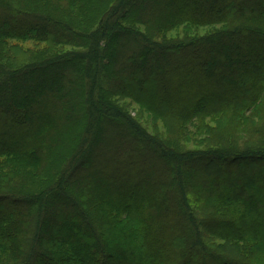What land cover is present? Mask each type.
<instances>
[{"label":"trees","instance_id":"trees-1","mask_svg":"<svg viewBox=\"0 0 264 264\" xmlns=\"http://www.w3.org/2000/svg\"><path fill=\"white\" fill-rule=\"evenodd\" d=\"M0 175V264H264V0H0Z\"/></svg>","mask_w":264,"mask_h":264},{"label":"rangeland","instance_id":"rangeland-1","mask_svg":"<svg viewBox=\"0 0 264 264\" xmlns=\"http://www.w3.org/2000/svg\"><path fill=\"white\" fill-rule=\"evenodd\" d=\"M188 31V29L185 28H177L169 33H166V36L170 37V36H176V35H182V34H186ZM192 31H190L191 33ZM200 33H203V31H200ZM22 46L24 47H33V43L31 42H24L21 43ZM20 45V46H21ZM21 46V47H22ZM120 104L122 105V107L132 116H134L137 120H139L142 124H144L150 131L152 132H159L161 131L162 133H166L164 128L162 127V125L159 123V120H157L156 118H154L153 116H150L145 110H143L141 107H139L138 105L122 99L119 100ZM211 123V122H210ZM257 123H263L262 120H258ZM191 131V129H188ZM161 133V134H162ZM167 134V133H166ZM192 135L191 133H188V135L185 137V140L187 143H189L191 145V147H200V146H204L201 145L200 141L202 139L201 137H193L194 139H191ZM8 175H0V179L2 180V182H0V184H2V187H0V189H5L6 187L3 185H12L13 182H15V180H12ZM9 179V180H8ZM215 244L218 245H223L221 244V242H215ZM229 249V248H228ZM250 256L252 258L255 259V261H261L260 259V253L259 252H250Z\"/></svg>","mask_w":264,"mask_h":264}]
</instances>
